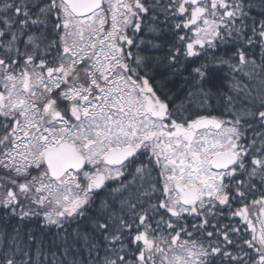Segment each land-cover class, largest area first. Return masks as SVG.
<instances>
[{
	"label": "snow or ice",
	"instance_id": "1",
	"mask_svg": "<svg viewBox=\"0 0 264 264\" xmlns=\"http://www.w3.org/2000/svg\"><path fill=\"white\" fill-rule=\"evenodd\" d=\"M0 264H264V0H0Z\"/></svg>",
	"mask_w": 264,
	"mask_h": 264
}]
</instances>
